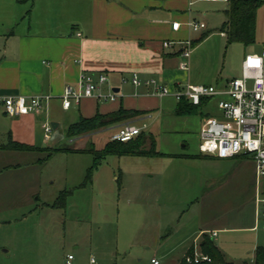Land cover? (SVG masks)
<instances>
[{
  "label": "rangeland",
  "instance_id": "374dc122",
  "mask_svg": "<svg viewBox=\"0 0 264 264\" xmlns=\"http://www.w3.org/2000/svg\"><path fill=\"white\" fill-rule=\"evenodd\" d=\"M193 1L190 9L193 14L204 16L208 23L205 32L210 31V35L196 51L193 49V63L194 51L191 53L190 76L195 83L223 87L241 77L247 54L262 50L264 4L257 12L256 40L247 46L229 43L219 31L227 20L224 10L228 2ZM201 35L200 31L188 30L187 38ZM221 99L217 97L206 108H199L198 114L175 115L179 117L171 128L175 133L168 137L170 146L166 147L165 141L163 147L203 157L189 158L183 166L174 168L185 174L166 192L157 191L149 177L156 155H106L87 181L95 157L71 149L91 145L102 148L111 142L113 133L105 128L69 138L70 118L62 120L61 126L53 130L57 142L51 143L54 148L39 152L0 151L3 157L0 169L5 170L0 176V264H66L70 254L75 256L74 264H151L155 257L164 263L176 262L192 243L202 218L216 217L224 223L233 208L244 203L256 186L253 166L200 152L202 118L205 113L219 117L217 104ZM150 121L145 123L149 125ZM38 134L43 139L40 129ZM143 136L146 139L149 135ZM47 144L38 140V147ZM16 163L21 167L10 166ZM30 175L41 176L42 197L51 193L59 197L65 192V207L40 209L35 201L30 203L27 195L11 199L13 187H23L28 193ZM251 210L248 206L243 212L246 216L243 221L249 219ZM263 223L261 220V226ZM254 235L239 232L221 235L224 249L236 264L247 261L254 264L253 244L257 239L264 245V231L260 229Z\"/></svg>",
  "mask_w": 264,
  "mask_h": 264
},
{
  "label": "crops",
  "instance_id": "0c3cea01",
  "mask_svg": "<svg viewBox=\"0 0 264 264\" xmlns=\"http://www.w3.org/2000/svg\"><path fill=\"white\" fill-rule=\"evenodd\" d=\"M193 4V0H0V95L52 96L42 110L30 115L11 117L0 111V151L21 152L12 147L13 144H24L38 152L54 148L57 142L53 136L47 142L48 146L38 147V140H45L43 124L49 119L53 120L52 125L56 124L54 129H58L61 121L66 118L72 120L71 125L81 118H91L98 113L110 114L121 108L141 111L144 114L128 122L146 124L144 132L155 139L159 154L153 156L157 160L153 163L155 167L150 170L149 177L155 182L157 191L166 192L175 187L185 172L174 168L183 166L189 158L170 157L172 160H167V155H191L163 147L165 141V146H170L168 137L175 133L171 128L173 122L179 119L175 116L179 102L173 95L162 97L154 94L150 86H136L132 79L134 74L142 81L154 79L168 86L172 92L179 86L199 84L190 76V59L189 70L181 69L183 59L180 52L186 42L192 43L205 33H210L205 32L208 23L204 16L197 12L193 14L190 9ZM190 20L205 23L206 27L200 30L202 35L199 38L188 40V30L192 31L188 26ZM174 22L181 23L178 30L173 29ZM166 41L172 42V46L165 48ZM196 48H192V52ZM82 72L106 74L108 82L103 85L101 92L107 94L113 91L117 98L114 101L86 98L79 106L64 109L61 100L64 89L67 85L77 86ZM211 102L201 107L206 108ZM205 114V120L211 117L210 113ZM149 119L151 121L148 125L145 121ZM119 126L107 129L114 133ZM39 129L43 132V139L38 134ZM104 145L102 148L96 146V149L101 150ZM0 158L3 157L0 155ZM230 160L238 165L253 166L256 174L253 158L238 156ZM10 166L17 168L21 164ZM4 171L0 169V176ZM255 176L254 191L234 210L229 208V211H233L224 223L216 217L202 218L192 243L184 249L181 257L176 262L164 263L160 260L161 264H179L185 256L195 251V245L196 250L202 252L201 243L205 235L215 242L229 261L234 262L224 249L225 241L221 235L239 232L251 237L260 229L264 231L261 226V220L264 222L262 205L256 201L264 180L260 182ZM39 177L29 176L28 193L23 187H13L10 198L22 199L27 195L30 203L35 201L38 208H51L58 194L51 193L42 197V178ZM248 206L252 210L249 219L243 221L246 217L243 212ZM213 233L217 235L213 236ZM253 246L254 258L256 249L264 245L256 239ZM74 261L73 255L72 264Z\"/></svg>",
  "mask_w": 264,
  "mask_h": 264
},
{
  "label": "built area",
  "instance_id": "2783aa9c",
  "mask_svg": "<svg viewBox=\"0 0 264 264\" xmlns=\"http://www.w3.org/2000/svg\"><path fill=\"white\" fill-rule=\"evenodd\" d=\"M215 1V0H212ZM180 22L173 23V29L178 30ZM189 28L198 32L206 25L204 22L190 20ZM172 42H164V47H171ZM192 53V43L187 41L180 52L183 59L181 69L189 70V58ZM108 82L106 74H92L82 72L78 85H67L61 96L64 109L79 106L86 98H96L100 101H114L117 94L113 91L105 94L101 88ZM132 82L136 86L146 85L154 90L158 96L173 95L177 101L200 106L208 104L215 98H222L218 102L219 117H208L200 130V152L220 159H230L238 156L253 158L258 180H264V45L260 53H249L243 61L241 77L234 78L223 87L204 84H188L179 86L174 92L166 85L154 79L142 81L134 74ZM52 99L50 95L32 96H1L0 111L8 116L30 115L42 110ZM44 139H51L54 127L49 121L43 124ZM147 129V125L137 126L131 122L120 125L112 134L111 141L128 142L135 139ZM262 190L257 194L256 201L262 205L264 218V181ZM260 216V215H259ZM264 229V223L262 225ZM213 233V236H216ZM73 255L68 256L66 264H72ZM190 264L209 262L208 255L195 251L184 258ZM151 264H161L158 258H152Z\"/></svg>",
  "mask_w": 264,
  "mask_h": 264
},
{
  "label": "trees",
  "instance_id": "16d2710c",
  "mask_svg": "<svg viewBox=\"0 0 264 264\" xmlns=\"http://www.w3.org/2000/svg\"><path fill=\"white\" fill-rule=\"evenodd\" d=\"M264 4V0H231L228 8L225 10L227 20L222 24L219 31L224 33L229 43L240 42L245 45H250L256 40L257 27V12ZM210 33H205L199 39L192 42V48L198 46L206 39ZM203 105V104H202ZM194 106L185 100L179 101L176 109L178 115L197 114L201 106ZM144 114V112L136 110H120L110 114H96L91 118H81L77 122L71 124L67 130L69 138H75L86 133L94 132L99 129L109 128L115 125H122L128 121ZM145 132H142L135 139L128 142L111 141L108 142L103 149L98 150L93 145L84 149H71L76 153H91L95 157V163L92 168L88 170L86 180L90 181L92 178L93 169L96 168L101 159L106 155H123V156H151L158 155L156 151V142L153 136L143 138ZM137 139V140H136ZM136 140V141H134ZM149 141V147L147 146ZM12 147L18 150H31L24 144H13ZM169 157H186L199 158L201 155H167ZM66 194L62 193L52 205L53 207H65ZM202 252L209 256V262H202L199 264H235L229 261L225 254L217 247L215 242L207 235L204 236V242L201 243ZM254 264H264V247H258L254 256ZM179 264H190L185 259H182ZM195 264V263H194ZM244 264H249L248 261Z\"/></svg>",
  "mask_w": 264,
  "mask_h": 264
},
{
  "label": "water",
  "instance_id": "95a60500",
  "mask_svg": "<svg viewBox=\"0 0 264 264\" xmlns=\"http://www.w3.org/2000/svg\"><path fill=\"white\" fill-rule=\"evenodd\" d=\"M53 127H55V128H56V124H53Z\"/></svg>",
  "mask_w": 264,
  "mask_h": 264
}]
</instances>
